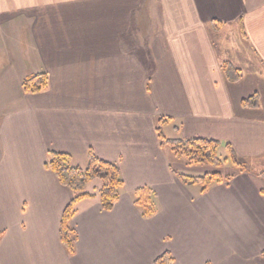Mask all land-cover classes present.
I'll use <instances>...</instances> for the list:
<instances>
[{
  "label": "crops",
  "instance_id": "obj_1",
  "mask_svg": "<svg viewBox=\"0 0 264 264\" xmlns=\"http://www.w3.org/2000/svg\"><path fill=\"white\" fill-rule=\"evenodd\" d=\"M39 74L48 88L24 93ZM254 94L259 107H243ZM160 118L167 139L218 140L264 164V0H0V264H155L166 252L173 264H264V173L205 194L185 186L172 169L193 167L161 146ZM90 152L119 165L124 187L112 211L77 204L70 254L60 229L74 193L47 163L69 154L86 168ZM142 187L155 193L148 220Z\"/></svg>",
  "mask_w": 264,
  "mask_h": 264
},
{
  "label": "trees",
  "instance_id": "obj_2",
  "mask_svg": "<svg viewBox=\"0 0 264 264\" xmlns=\"http://www.w3.org/2000/svg\"><path fill=\"white\" fill-rule=\"evenodd\" d=\"M216 31L220 30V24L214 22ZM225 77L229 83H238L242 79V71L231 63H224L222 66ZM49 86V78L46 74H39L27 78L23 84V91L26 94H40ZM243 107L256 109L259 107V95L246 98L242 101ZM170 123L169 119L160 118L157 122V133L161 146L168 148L174 157L187 167L209 166L222 168L230 163L239 173L250 172L249 162L241 160L235 153L233 147L226 143L208 138L192 139H167L164 135V128ZM224 148L227 157L221 159L219 151ZM47 167L56 175L59 182L74 193L72 201L64 211L60 237L63 245L70 254H74V230L70 221L76 214L77 204L86 199H98L104 211H112L120 199V191L124 187L121 171L117 163L109 162L98 158L93 152L89 153L86 168L73 164L72 156L69 154L50 153ZM173 173L187 187L198 186L201 194L217 184H227L233 178L232 175H224L221 172H209L202 176H189L183 172L172 169ZM99 181L100 187L93 193L86 190L88 184ZM134 204L139 208L143 219L148 220L156 216L157 206L155 193L149 187H142L134 192ZM174 259L170 253H164L155 264H173Z\"/></svg>",
  "mask_w": 264,
  "mask_h": 264
},
{
  "label": "rangeland",
  "instance_id": "obj_3",
  "mask_svg": "<svg viewBox=\"0 0 264 264\" xmlns=\"http://www.w3.org/2000/svg\"><path fill=\"white\" fill-rule=\"evenodd\" d=\"M144 10L146 11L147 9H144ZM146 20L147 19H145V21L142 24L143 26L145 25V29L147 28V25L145 24ZM149 27H150V25H149ZM138 28H142V27L140 25H138ZM142 29H144V28H142ZM134 37H135V41L141 40L142 35L138 32L134 35ZM168 151L171 153V151L169 149H168ZM219 156L221 159H225L228 156L227 152L224 148L220 149ZM183 163L184 162H182V164ZM174 165L176 166L177 162H174ZM249 169L252 170L253 172L264 173V164L263 165L250 164ZM183 170H185V169H183ZM209 172H221L224 175H232V174H235V172H238V170L236 168H234L230 163H228L225 166H223L222 168H213V167H209V166H195L189 170V173H186V174L189 176H202V175L207 174Z\"/></svg>",
  "mask_w": 264,
  "mask_h": 264
}]
</instances>
